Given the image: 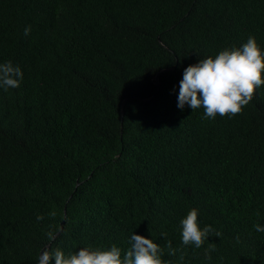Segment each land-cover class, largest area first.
I'll list each match as a JSON object with an SVG mask.
<instances>
[{"label":"trees","instance_id":"obj_1","mask_svg":"<svg viewBox=\"0 0 264 264\" xmlns=\"http://www.w3.org/2000/svg\"><path fill=\"white\" fill-rule=\"evenodd\" d=\"M250 36L264 50V0H0V63L23 72L0 88V264L132 234L171 264H264V85L231 117L177 107L186 67ZM192 208L221 233L200 248Z\"/></svg>","mask_w":264,"mask_h":264},{"label":"clouds","instance_id":"obj_2","mask_svg":"<svg viewBox=\"0 0 264 264\" xmlns=\"http://www.w3.org/2000/svg\"><path fill=\"white\" fill-rule=\"evenodd\" d=\"M31 27L24 30V35L30 34ZM23 80V72L12 61L0 63V88H18ZM264 85V50L260 48L254 36H250L240 47L232 46L222 49L215 57L199 59L196 64L184 69L180 81L177 107L183 109L187 104L192 110L203 108L204 118L215 119L219 116H234L240 114L243 108L253 99L256 89ZM49 217L55 218V210L49 212ZM37 221L44 219L37 215ZM182 243L185 246H203L206 239L213 233L221 235L210 225L201 229L198 222V210L192 208L181 220ZM52 229L53 226L49 225ZM258 232H264V226L254 225ZM46 235L49 240L55 239V232L49 230ZM166 233L161 236L166 237ZM130 247L123 251L113 244L107 249L82 247L77 252L65 253L59 248L43 250L39 264H171L162 257L164 250L158 243L142 235L132 234L129 238ZM168 255L176 254L171 241L167 242ZM215 251L210 244L205 251L210 259V252ZM181 260L184 256L181 255Z\"/></svg>","mask_w":264,"mask_h":264},{"label":"water","instance_id":"obj_3","mask_svg":"<svg viewBox=\"0 0 264 264\" xmlns=\"http://www.w3.org/2000/svg\"><path fill=\"white\" fill-rule=\"evenodd\" d=\"M159 75H160V72L156 75V81H157V84L159 83ZM126 100H127V99H125L124 102H123V107H124V104H125ZM63 225H64V221H62L61 229H60L59 232H61ZM59 232H58V233H59ZM42 252H43V251H42ZM42 252H41V254H42Z\"/></svg>","mask_w":264,"mask_h":264}]
</instances>
